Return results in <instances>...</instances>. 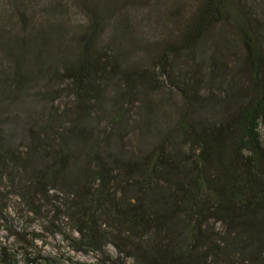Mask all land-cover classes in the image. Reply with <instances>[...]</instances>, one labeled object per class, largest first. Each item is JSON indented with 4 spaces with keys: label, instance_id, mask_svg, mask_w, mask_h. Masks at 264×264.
Listing matches in <instances>:
<instances>
[{
    "label": "trees",
    "instance_id": "1",
    "mask_svg": "<svg viewBox=\"0 0 264 264\" xmlns=\"http://www.w3.org/2000/svg\"><path fill=\"white\" fill-rule=\"evenodd\" d=\"M0 1L17 11L22 27L11 35L0 27V50L10 63L0 82L17 91L58 78L63 88L47 93L74 98L62 123L49 113L27 131L30 151L45 161L36 171L0 142V177L8 164L29 174L19 194L34 214L51 204L53 210L42 212L47 230L59 232L55 221L64 216L79 235L70 238L72 249L91 250L102 264H124L126 259L133 264H264V144L258 131L264 124V50L259 42L264 21L248 0H197L171 36L152 46L143 44L132 20H106L96 0H75L83 20L69 43L60 22L31 23L34 16L27 11L38 0ZM45 10L53 14L58 5L48 3ZM6 19L0 13V20ZM213 31L215 51L207 69L212 75L228 69L237 83L228 90L219 118L197 120L193 111L207 101L201 79L173 81L170 71L181 57L190 62ZM226 35L242 47L233 60ZM138 54L151 64H140ZM51 60L58 68L46 65ZM167 82L181 99L170 128L137 154L103 150L106 134L87 123L104 98L114 95L108 123L121 126L127 107L159 105L154 92ZM59 197L62 203L56 205ZM20 240L30 245L26 238ZM108 245L114 257L106 252ZM0 263L19 264L3 251ZM25 264L39 263L33 257ZM43 264L58 263L48 259Z\"/></svg>",
    "mask_w": 264,
    "mask_h": 264
},
{
    "label": "rangeland",
    "instance_id": "2",
    "mask_svg": "<svg viewBox=\"0 0 264 264\" xmlns=\"http://www.w3.org/2000/svg\"><path fill=\"white\" fill-rule=\"evenodd\" d=\"M248 1L264 21V0ZM37 2L38 5L34 4V8L27 11L34 16L31 17V23L60 22L65 33V42L69 43L68 40L76 23L78 20H83L82 10L76 5L75 0H38ZM96 2L107 15L106 20L123 17L132 20L136 34L142 38L143 44L148 43L152 46L153 42L171 36L177 25L176 22L188 16L197 0H96ZM48 3L58 5V10L53 14L47 12L45 8ZM0 13L8 15V19L0 20V27L8 32L2 31L3 34L21 33L22 27L17 20L18 13L13 7L6 8L0 1ZM216 36L214 31L206 35L190 62H185L181 57L176 60L170 71L173 81H188L186 78L189 76L201 79V94L207 98V101L193 111L192 117L197 120L219 118L223 114L222 102L228 90L233 89L234 84L237 83L228 77V69H218V74L215 75L207 69L209 57L215 51ZM1 38L4 39L3 36ZM234 40L227 36L229 60L237 58L242 51L241 45ZM259 42L264 50V27L260 32ZM138 57L143 66L151 64L146 56L138 54ZM46 65L52 69L59 66L54 60L48 61ZM229 65H232L231 62ZM9 70L10 63L5 60L0 50V80L8 76ZM219 73L222 75L220 76ZM164 80V76L159 77V81ZM62 88L58 78L50 81L39 80L17 91L6 88L5 84L0 82V142L5 148L17 151L21 161L30 164L32 171H36V168L45 161L41 160L36 150L30 151L33 145L27 131L32 127L37 128L49 113L56 117L58 123H62L63 119L67 118L66 114L72 110L74 98L65 92L58 96L47 93L50 89ZM154 96L153 99L159 101V105L150 107L151 109L139 103L134 107H127L121 126H110L108 123V111L115 103L114 95L111 94L109 100L104 98L99 110L92 113V118L87 123L99 135L106 134L107 140L102 145L103 150L121 152L125 155L137 154L170 128L176 118L181 102L180 96L168 82L166 87H159L154 92ZM258 131L260 140L264 144V124L259 125ZM9 165L0 177V205L4 206L3 215L0 216V252L3 251L19 264H25L26 258L33 257L39 264H43V261L48 259L58 264H102L99 254L91 250L72 249L73 243L70 238H78L79 235L70 230L64 216L55 221L60 229L59 232L52 233L45 228L48 222L42 212L52 209L51 204L46 203L40 214L32 213L19 194L21 187L27 185L29 174L9 168ZM62 200L63 197H59L55 200V204L62 203ZM15 233L19 235H13ZM21 237L26 238L30 245L25 246L20 240ZM106 252L111 257L116 255L110 245L106 247ZM124 264H133V262L131 259H126Z\"/></svg>",
    "mask_w": 264,
    "mask_h": 264
}]
</instances>
